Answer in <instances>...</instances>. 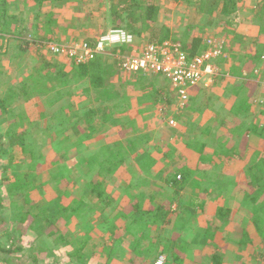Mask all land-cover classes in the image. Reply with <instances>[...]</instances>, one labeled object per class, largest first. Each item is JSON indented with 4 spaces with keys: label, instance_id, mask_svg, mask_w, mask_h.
Masks as SVG:
<instances>
[{
    "label": "rangeland",
    "instance_id": "obj_1",
    "mask_svg": "<svg viewBox=\"0 0 264 264\" xmlns=\"http://www.w3.org/2000/svg\"><path fill=\"white\" fill-rule=\"evenodd\" d=\"M242 1L243 0L240 1V5L238 4L239 9L236 12L237 18L234 20V22L236 23V27L234 26V28H232L233 32L236 34L238 31H240L238 24L241 21L248 22L250 20V22L256 24L259 30V34H261V32L264 30V12L262 14V17L257 18L256 15H253L255 17H253L255 21L247 19V16L251 14L246 13L247 10L246 12L243 11V9L241 8ZM21 3V0H8V12L10 16H14L13 27L15 28V30H12L10 26L7 37L18 32L22 34L23 39L29 38V41L24 51L23 57L20 59L19 48L17 47V45L21 42L16 44V42L14 41H9L10 39L5 41L0 38V43L5 42L7 46H4L0 53V81L2 80V83L4 84H7V82L11 80L14 81V79L20 75L21 70L24 69L28 72L29 69L32 68L31 65H33L34 62L40 63L41 60H46V58H50L53 61H57L58 63L62 62L61 65L64 68H67V70L71 71L73 68L72 61L65 56L53 55V53L49 50L50 45L70 47L71 45H73V43H80V41L92 38L95 34L99 35L105 25L104 16L101 12V6L99 7L100 2L97 0H88L84 4H79L78 2L75 3L73 2V0L69 1V3L47 2L41 6L40 13H38L37 7L32 8V6L24 8ZM158 3L161 7L160 13L164 16L163 21L170 28V34H175L177 38H181L183 42H186L187 39H189L188 33H186L188 32L186 27H188L187 25H193L192 23L198 20V14L195 13L194 9L187 8L183 3H175V1L173 0H158ZM22 6L24 8V11H19ZM251 7L254 8V11L258 9L257 5L254 4V2L250 4V8ZM192 12L195 14V16ZM37 16H40L41 18H38V21L35 22L33 18ZM86 16L89 17L85 20V24L87 25L84 30L85 34L77 35V31L82 30L77 24ZM46 20L51 21L50 30L53 31L51 35V37L53 36V39L40 41L41 39H38L43 37V35L41 34L44 31L43 23H45ZM60 22L68 24V26L63 25L60 28V26L58 25ZM190 27L191 26H189V28ZM202 32L205 34L206 38L208 37L207 39H216L220 43H223V50L224 52H226L225 55H228L227 49H229L230 44H232L230 43L229 38L226 39L223 38L222 35H218L213 27L206 28L205 30L202 29ZM146 34H144V37L148 39V35L146 36ZM35 35H37L38 37V39L36 38L38 42H35L33 40V37H35ZM212 36H214L215 38H213ZM39 42H41V44ZM248 45V43L243 42L240 48ZM204 48L205 45L203 49ZM223 53L222 56H225L223 55ZM17 59L22 61L20 65H18ZM110 63L113 62L110 61ZM111 66H113V64L109 67ZM110 76V82H108L107 86L108 88H106V91L103 93L104 97L111 96V94L114 92V89L112 90L111 88V80H115L114 84L118 85L120 83L118 78L116 77L117 75L114 76V74H110ZM133 76L134 75L129 74L130 79ZM148 77L151 76H147V81H149ZM156 77L158 80H154L153 82L149 81L151 84H148L146 82L134 86L137 88L136 91L133 92L140 97V100L135 99L134 102L136 103V106L134 107L131 103L129 105L130 109L128 110L129 112L130 110H133L134 107L136 111H141V113L138 112V114H135L137 115L136 118L139 120L138 123L142 127L141 133H143V135L149 134L146 136H148L147 141H149L150 143L151 152H154L156 150L160 151L158 153L159 157L155 159L156 163L153 165V172H144L139 169L141 173H136L137 167L139 168L137 161H142L143 156L146 157L147 154H143V156L139 155L137 158L132 159L131 164L125 165L127 171L124 167L121 168L119 166L120 168H117V172L113 175V182L111 183V181H109L108 187L112 186V192L115 194L120 190V186L115 185V182L117 180H122L123 178H125L126 172L129 175L135 174L134 177L129 178V182H132L134 184L133 188L129 187V197L137 196L142 191H144L143 188H152L154 192L158 191L159 198L154 196V198L158 200V204L164 205L165 208L167 206H171V211H175L177 205H180L179 203H190V207L192 208V211H194L192 213V218L189 219L187 217H183L179 218L178 220L174 218V220L171 222V216H169V220L167 219V217H165L164 222L161 224H159V222L157 221L156 224L149 223V225L147 226H143L142 223L133 225L131 227H144V231L147 228H151L152 235H150V237H152V240L149 239V233L146 234V232H144V234L146 235L143 239L138 238L139 235L141 236V234H143V232L140 233L137 231L140 234H137V238H135V240L131 244H129L128 247L127 245L122 244L120 241L124 239V237H126L128 233H130V228L128 229V226L126 225L127 222L125 224H122L120 222V219L118 218V215L123 213H112V215L99 213V211H97V213H85L87 208L91 207V204L95 201L94 193L93 195H91L92 192L86 193L83 190L85 181L90 178L91 173L89 172V169H87L84 165H80L78 166V168L75 167V162L73 160H75L76 165H78L79 163H82L84 158L87 157H83L84 155L80 152V155H77V151L73 150L71 152V155H69L68 157L52 163L55 158L54 151L51 148H46L49 144L48 141L52 139V137L62 139L63 137L66 138V136L69 134L78 133L79 129H77L75 124H72V120L76 123H79L81 122L83 116L78 113L72 116V119H67L66 117H68L69 115L65 110L69 108L71 111V115L74 114V111L80 110L81 108L79 106V109H76V105H78L79 99L74 98L73 100H70L69 97H65V100L61 99V102L65 101L64 103H61L62 109H60L61 107H54L53 109L48 110V107L43 106V104H46L45 102H36L35 98L37 99L38 96L35 94H30L27 97V99L30 101L28 106H21L19 109H15V111L18 114L26 116L27 113L31 114L34 108L33 113L36 117V120L32 122L39 124L40 127H29V130L27 131L30 132L28 133L26 140L28 141V143L30 141L35 143L36 151L34 158L40 161V166L36 169L37 171L34 179V186H36L37 188L42 182L45 183V186L43 187V191L37 189L30 190L28 196H24V198L28 197L27 200L8 199L11 196L7 195L5 191V184L3 183V181L10 175L14 176V179L19 177L17 176V174L19 175L21 167L19 165L5 166V164L2 162L5 161L6 158L3 157L0 159V194L6 196L5 199H7V201L5 199L2 200V205L4 206L2 207L1 205L2 208L0 207V224L2 223L3 225L0 226V247L9 248V246L11 245L23 247V250H21L18 255L13 254L15 255L13 256L15 260L12 259L11 256H5L4 254L0 253V264H8L7 262H9L10 260H12L10 264H106L104 261L98 260L96 258L102 256L103 252L101 253L99 252V250H90L88 245H94V243L95 245H101L103 243L107 244L109 242V239H107L105 235V237L103 235H99L98 237H96L95 235L96 238H94L92 237L93 234H89V232L96 230L98 225H100L102 221H105V219L109 218V220L111 221L110 217H117V220L114 223H107L108 234L109 232H111L113 236L118 235L119 237H121V239L119 240L120 243L115 245V249L113 250V253L110 254V256H117L120 262L126 258L129 261L126 262V264H147L148 259L152 260L151 263H153V256H156V253H158L157 249L161 248L162 245L166 243V241H171L172 239H175L173 242V244H175V248H178L179 251H181L182 254L189 259L190 264H207L208 260L213 255L219 258H226L230 261L236 258L238 260H240L241 258L248 259V256L250 255L254 259L258 258L257 251L260 249L258 240L252 241V243L250 241L251 246H248L246 243L240 248L238 246V243L240 237H242L241 228L246 222H249L250 219L253 218V214L255 215L259 212L256 211V207H253L250 213H229L227 214V219L219 218L217 209H223L225 206H222L223 202L220 195L222 192L220 193L221 190H219V188L221 187H218L220 181L219 177L215 175L217 167L213 163L210 164V168L207 166L206 170H198L197 174L196 171L193 173L194 177L196 176L199 179L203 178L200 188L204 196H200L199 193H192V189H190L189 187L185 188V190H183L184 192H175V189L170 185L166 186L161 184L162 180H164L166 183V181H169V179L172 178V175L176 171H180V168L184 166V163L197 164V159L195 158L196 152L193 156H190L188 153L183 154L182 152L184 151H180L181 147L188 149L190 146H193L190 145V143H187L188 145L185 144L184 141L187 138L186 136L189 137L190 131H193L194 129L193 134H195L197 129L195 128V124L193 126L190 125L193 129L186 128L185 136H182L181 139H178L177 136L174 137L175 139L168 140L165 138H171V134L169 132V129L171 127L166 125L165 122H161L160 119L161 117H163V112H166L167 109H170L169 107H166L164 105V102L166 101V103H168L167 101H171L172 99L171 87L170 83L165 80L163 76L156 75ZM260 82H262V80L258 81V83ZM262 84L263 83L259 84L260 88ZM142 86L149 87L147 90H140ZM150 87L151 89H149ZM260 88L258 89L256 83V87H254L250 92L251 104L247 105V107L252 111V113L254 111V114H258L264 111V105L262 106L261 104H259V102H263V98H260L258 96L259 92H263L262 88ZM127 89L131 88L127 87L124 90ZM157 91L164 92L160 94L161 92L157 93ZM79 93L80 95L83 94L81 91ZM245 93L248 94L249 91ZM51 100L52 98H48L46 101L50 102ZM69 100L71 101L70 103H68ZM89 102L86 103L87 108H89ZM125 103H130L129 99L125 100ZM168 105H170V103ZM151 109L153 110L150 111ZM122 113H126V110L122 111ZM154 114L155 116L159 117V121L153 123L152 126L148 124L147 120L143 121V123L140 121L142 116H145L147 119V116ZM122 115L123 114H118V112H115L114 115H107L106 117L96 116L95 124L98 126L97 132L102 130H105L107 132H120L123 125H125L126 120V117H120ZM204 117H206V115H204ZM197 119L198 118H195L194 120ZM261 120L264 121L262 117ZM252 122L253 121H250L249 125ZM87 126L88 124H81V127L84 130L87 129ZM175 126L176 125H174L173 127ZM224 127L226 126L224 125ZM126 130L127 128L124 129V131ZM225 131L227 130L225 129ZM213 132L215 133L216 131ZM223 137L226 139L225 136ZM127 138L128 137H122L118 142L111 143V146L113 148L119 149L117 147L125 144ZM197 138L198 136L194 139V144L198 145L203 142L199 141V139ZM250 138L252 139L250 140L251 144H249V146L253 145L254 147H256L255 143L257 142V139H255V137ZM220 141V136H218V139L214 143H207V150H205V148L203 149V151L206 152L203 153V155L207 158L209 157L207 160L222 154L221 151H219ZM243 145L244 144H242L241 146ZM82 147H84L85 150L86 145L83 143L77 145V148H79L80 151V148ZM171 147H173V149H171ZM90 148L92 149V146ZM139 150L143 152L142 149ZM85 151H90V149ZM207 151L209 153H207ZM250 152L251 150H247L244 151L243 154H241L243 161H246L250 158ZM197 156L199 155L197 154ZM206 164L209 165V161H207ZM237 165L238 164H236L235 166L237 167ZM245 166L246 164H244V167ZM193 170L194 169H191L190 171ZM77 177L79 178L78 180H76ZM72 184L73 192L71 190ZM229 191H231V186L230 189H225V200L228 201V205L231 204V202L227 198L229 195H231ZM144 192L147 193L146 191ZM72 194L75 198L83 195V199L86 204L83 205L84 210L82 211V213L71 214L68 218L69 214L66 213L65 208L62 206L63 204H65V207H67V205L71 202L69 197L72 196ZM45 197L46 199H53V204L49 205L50 210L47 211L46 214L43 207L46 203L42 202L43 200L45 201ZM91 197L93 199H91ZM216 200H218V202ZM115 202L116 204H118V200H116ZM232 206H234V204ZM116 207L120 209L122 205L118 204ZM178 207L181 209L180 211L182 213H188L186 208H184L185 206ZM39 208L42 210L45 216L48 215L47 217H49L50 215H52L51 218H53L54 220L56 226L55 229L62 233L64 242H60L58 245L44 244V248H42V250L34 251V248L38 246L36 234L29 228H25H27V224L32 221L33 218L37 215ZM235 209L236 207L233 210L235 211ZM56 213L59 214L56 215ZM261 215L264 217V210L262 211ZM129 220H132L131 216L129 217ZM167 221L168 223H166ZM202 221H204V223H202ZM111 222H113V219ZM132 238L134 237L132 236ZM150 245H153V248H150ZM134 247L136 248L133 253L132 250L134 249ZM129 250L131 252H129ZM75 251H78L79 254H74ZM131 258L132 260L130 261ZM169 262L171 263V261ZM182 264L189 263L182 262ZM224 264L228 263L224 262Z\"/></svg>",
    "mask_w": 264,
    "mask_h": 264
},
{
    "label": "trees",
    "instance_id": "obj_2",
    "mask_svg": "<svg viewBox=\"0 0 264 264\" xmlns=\"http://www.w3.org/2000/svg\"><path fill=\"white\" fill-rule=\"evenodd\" d=\"M69 2L71 0H27V6L32 5L34 7H40L41 4L44 2ZM88 0H73L75 3H85ZM100 2L99 7L101 6V12L104 16V28L102 29L101 33L107 32L108 29H123L127 33L131 34L136 42L130 47V48H121L120 52L121 54H128V52H131V50H136L139 52V50L146 44V43H154V44H161L163 41H173L176 43H179L182 47V49L187 53L189 58H192L199 53H201L202 50L201 46L204 47L205 40L208 38L205 37V34L202 32V29L205 30L206 28L213 27V29L217 32L218 35H222L223 38L228 39L232 45L238 49H240L241 44H243V40H245L243 37H238L237 34H235L232 30L234 26L236 27V23L234 20L237 18L236 12L238 11V4L241 0H173L175 3L179 4H185L187 8L194 9L195 13L198 14V20L194 22L193 25H187V31L189 39H187L186 42H183L181 38H177L175 34H170V28L168 25L163 21L164 16L160 13V5L158 3V0H97ZM257 4H261V2H264V0H253ZM30 8V9H32ZM250 10V9H248ZM257 9V11H253V15H256L257 17H262V14L264 12V6L261 8V10ZM9 4L8 0H0V38L2 40L7 41L8 39H14V42L19 43L17 47L19 48V56L20 59L23 57L24 51L28 45L29 38H22V34L16 33L14 35L11 34V36H8V31L10 26L13 25L14 16H10L9 14ZM88 17H84L82 21L78 22V26L81 31L84 32L86 28L85 20ZM35 22L38 21V16L33 18ZM50 20H46L45 23H43L44 31L41 35H43L42 38L33 37V40L35 42L40 41H47L52 40L53 37L50 33ZM68 26V25H67ZM107 26V27H106ZM189 26H191L189 28ZM192 31V32H190ZM99 33V34H101ZM147 33V34H146ZM185 33V34H186ZM144 34L148 37L146 39L144 37ZM98 37V34H95L92 38H88L87 40H83L80 42H84L88 45H92L96 38ZM215 38L214 36H212ZM37 38V39H36ZM44 39V40H43ZM147 40V41H145ZM11 41V40H9ZM5 42L0 43V53L3 47H7ZM41 44V42H39ZM223 44V43H222ZM251 46V51L249 52L250 56V67L247 69H244L241 71L239 69V75H232L239 80L242 84L240 87L241 93L245 96L251 97L250 92L251 90L256 87V82L264 81V30L261 32V35L255 42L249 43ZM223 48V45H222ZM116 49L112 50V53H114ZM226 51V50H225ZM224 52V50H223ZM226 52H224V55ZM106 55L98 54L94 56L91 60H89L86 63L82 64H73V68L70 72H65L61 67L60 64L57 61H53L50 58H46V60H41L40 63H35L32 65V68L27 72L24 69L20 71V75L17 76L14 81H8L7 84L2 83L3 81H0V159L5 157V161L2 163L5 164V166H11V165H19L20 172L19 177L14 176H8L3 183L5 184V191L7 195L11 196L8 199H28L24 198V196H28L30 190H40L43 191V187L45 185L44 182L40 183L37 188L34 186V179L36 176V169L40 166V161L38 159H35V151L36 146L35 143L26 140V137L28 136V133L30 131L28 128L31 126H37V128L40 127L39 124L32 122V120H28L26 117H23L22 114H18L15 109H19L22 103L27 102V97L30 94H35L39 98H43L46 96L54 94V97L56 100L60 101L61 99L65 97H69L70 100L76 98L80 99L79 92L81 91L83 96H85V100L81 99L78 106L81 108L80 110L74 111V114L71 115V111L69 108H67L65 111L68 113L67 119L71 118L72 116L80 113V115L83 116L81 122L76 123L72 120V124H75L77 127L78 133L76 134H69L62 139L57 137H52L48 142L46 148H51L54 151L55 158L52 161L57 162L59 160H62L69 155H71V152L73 150H77V145L80 143H83L86 145V147L89 149V142L94 143V138L92 137V134H94V131L96 130L95 127V120L96 116L106 117L107 115H114L115 112H118L120 114L122 111L127 110L130 106L129 104H121V98H118V91H115L111 96H109L106 100L100 102L97 107H86V103L89 102V99H94L97 102L101 99L100 95L98 96H92L90 95V92L92 90H98L103 88L110 82V74L111 75H117L119 77L123 78L122 82L123 86L128 85L131 81H128L130 79L129 74L124 73L117 69L114 63H110L113 59L107 58ZM18 60V59H17ZM108 60V61H107ZM22 61L18 60V65H20ZM73 63V62H72ZM109 67L110 65H112ZM246 62L242 61L239 64V68L241 66H245ZM247 67V65H246ZM246 72L247 74L246 76ZM147 76H156V75H142L138 74L135 75V78L133 82L131 83H148L151 84L149 81H147ZM220 76L219 69L217 66V75L215 76V79ZM133 78V77H132ZM149 78V77H148ZM155 79V78H153ZM109 80V81H108ZM254 81V82H253ZM260 82V83H262ZM79 83V84H78ZM258 83V84H260ZM149 86H142V90H147ZM84 88V89H83ZM262 88V86H261ZM249 93H245L248 92ZM190 92V91H189ZM133 91H131V95H129V99L133 97L134 94ZM259 94V93H258ZM110 95V94H108ZM259 96H261L259 94ZM73 97V98H72ZM98 100H97V99ZM261 98V97H260ZM264 99V96H263ZM108 101L109 103L105 105V102ZM246 101V100H245ZM112 102V103H111ZM170 102V101H168ZM70 103V102H69ZM243 103V102H242ZM241 103V104H242ZM262 103V104H261ZM260 104L263 106L264 102H261ZM241 107V106H240ZM162 108V107H161ZM171 108V107H170ZM175 103L172 105V109L169 111V115L176 114V111L174 110ZM185 108L183 110L179 111L178 114H176V117L183 118L185 115ZM242 108V107H241ZM151 109L150 111H152ZM246 111H249L248 107L246 108ZM73 112V111H72ZM65 113V112H64ZM140 113V111H139ZM167 113L163 112V116H166ZM264 111L260 112L258 114H254L251 121H253L250 126L245 132H242L241 134H229L228 132L225 141V145L223 144V148L225 149L224 154L222 156H216L213 157L207 161H209L208 167L210 168V164H214L217 167V171L215 173L218 177H228L230 185L224 183V185L220 188L223 190L230 189V186L238 187L240 184L243 183L244 189L247 190L248 199L253 207H256V211L259 212L255 215L253 214V218L250 219L249 222H246L244 226L241 228L242 231V237L239 239L238 246L239 248L242 247L247 243L248 246H251L252 241L258 240V245L260 249L257 251L258 258L254 259L250 256H248V261L250 264H264V218L261 213L264 210V152L262 149V146H264V121L261 120V117H263ZM168 117V116H167ZM166 117V118H167ZM165 118V119H166ZM107 122V121H106ZM166 123V122H165ZM81 124H88L87 129H83L81 127ZM139 124V123H138ZM83 129V130H82ZM88 132V133H87ZM85 133V135H84ZM89 134V135H88ZM88 135V136H87ZM214 136V134H211L210 137ZM249 137H255L257 139L256 142V151L254 152L253 156H251L248 160L243 161L242 156L235 152L234 146L236 145H246L248 144L247 140ZM5 138V139H4ZM166 139H171L170 137H165ZM91 139V141H90ZM148 140V136L142 135L128 139L126 141V148L128 151L125 152L123 150V147H121L119 150H117L115 153H112L109 151L108 153L104 154L103 150L102 152H96L91 153L92 156H94V160L98 163V168H95V166H92V169L96 170V176L104 177L106 174L113 175L117 168L121 165H129L131 164V160L135 159L141 154L138 150L142 149L143 154H147L146 157L143 156L142 161H138V166L141 171H152L153 165L156 163V158L159 157L158 150L151 152V146ZM89 141V142H88ZM166 142V141H165ZM224 142V141H223ZM202 144V145H201ZM198 145H195V149L199 151V159L201 160V163L205 162L202 157L203 155V145L204 143H201ZM201 145V146H200ZM242 146V147H244ZM108 148V147H106ZM153 149V148H152ZM87 157V155H84L83 157ZM240 160L241 163L247 164L248 166L246 169H240L237 171H234L232 167V164L235 163V160ZM86 161L87 158H84ZM237 162L236 164H238ZM204 165H200L202 167ZM205 166L207 167V164L205 163ZM234 167V166H233ZM194 169L193 171H186L181 169L180 171H176L172 178L169 179V181H166V186H171L175 189V192H179L182 189H185L187 187L189 188H197L198 192L202 193V190L200 188L201 181L203 178L199 179L198 177H194V172L196 171V174L198 170L200 169ZM108 175V176H109ZM193 178V180H192ZM263 181V182H262ZM241 182V183H240ZM262 182V183H261ZM193 183V184H192ZM214 183V182H213ZM97 185V184H94ZM87 186V187H93L92 192H99V201L102 203L104 207L109 206L110 199L107 196L103 197L100 191L97 190L96 186ZM225 188V189H224ZM222 190V191H223ZM205 192V191H203ZM221 193V191H220ZM203 195V193H202ZM246 195L244 198H246ZM6 196L3 194H0V207L3 204V199H5ZM144 197V196H143ZM136 198H142L140 196H136L132 198L133 204H131L128 208L122 209L119 211L118 218L120 219V222L122 224H125L128 226L127 228L132 229V236L134 237L131 240H128L127 237H124L120 242L122 244L129 246L131 244L136 236L137 232H143L141 236L139 235L138 238L143 239L146 234L149 233V239L152 240L151 228H147L144 231V227L137 228V226L131 227L133 225H138L140 223L143 224V226L149 225V223L156 224L158 221L159 224L163 223L165 220V217L167 219L169 216H171V206H167L166 208L162 204H156L154 201L158 202L155 198H150L149 203L152 206H155L156 213H146L144 209L141 208V202H139ZM7 201V199H5ZM46 200V199H45ZM52 201V199L50 200ZM83 199H78L75 201H71L67 207H66V213H68V218L71 215V213H75L79 206L82 205ZM44 202V201H43ZM180 205H177L176 210L174 211V216H178L180 213H182L180 208L178 206H185L187 207L186 210L188 213H193L192 208L190 207V203H179ZM52 205V204H51ZM4 205H2L3 207ZM49 206V205H47ZM47 206L44 207V210L47 208ZM1 207V208H2ZM50 210L49 208L46 209V211ZM218 216L221 219H227V214L225 213V210L222 208L217 209ZM169 214V215H168ZM192 215V214H191ZM131 216L132 220H129V217ZM147 216V218H146ZM145 217V218H144ZM117 217L113 218V221L116 220ZM109 223V222H107ZM249 223V224H248ZM2 223L0 224V226ZM3 226V225H2ZM55 223L53 218H48L44 215V213L40 210L39 213L33 218L32 223L31 221L27 224V228L30 229L36 234V240L38 243V246L34 248V251H40L42 250L41 245L44 244H53L58 245L60 242L63 243V235L61 232L57 231L55 229ZM149 230V232H148ZM146 232V234H144ZM107 236V229L104 231H101L100 236L102 235ZM105 237V236H104ZM257 237V238H255ZM101 238V237H100ZM109 239V242L107 244H104L101 248V253L103 256H101V259H106V264H126V262H129L128 259H123L121 262L118 260L117 256L111 257L110 254L113 253V250L115 249V245H117L121 237L118 235L115 236H109L107 237ZM175 239H172L171 241H166L162 245L161 248H158L156 253V256H153L154 262L151 263L152 260L148 259L147 264H155L157 260L162 258V264H182V262H186L190 264L189 259L182 254L181 251H179L178 248H175V244H173ZM19 241V238H18ZM154 241V240H153ZM251 241V243H250ZM84 242V241H83ZM135 248L132 250L134 253ZM150 248H153V245H150ZM23 250V247L11 245L9 248L6 247H0V253L4 254L5 256H11L12 259L13 256L18 255L20 251ZM129 252H131L129 250ZM15 254V255H13ZM76 255L79 254L78 251H75ZM109 254V255H108ZM119 257V256H118ZM10 258V257H9ZM15 260V259H14ZM132 258L130 259V261ZM12 260L7 262L10 264ZM119 261V262H117ZM171 261V263L169 262ZM224 262H227L228 264H248L246 261H241L236 259H233L232 261L212 256L207 264H224ZM192 263V262H191ZM133 264V263H132Z\"/></svg>",
    "mask_w": 264,
    "mask_h": 264
},
{
    "label": "crops",
    "instance_id": "obj_3",
    "mask_svg": "<svg viewBox=\"0 0 264 264\" xmlns=\"http://www.w3.org/2000/svg\"><path fill=\"white\" fill-rule=\"evenodd\" d=\"M21 1H22L21 4L24 6V8L25 7H32V5H30V6L28 5L27 6V4H28L27 0H25V1L21 0ZM47 2L48 1L44 2L43 4H41V6L44 5ZM252 2H254V1L253 0H243L242 3H241V8L245 12L247 10L246 13L251 14V15L247 16V19H251L252 21L253 20L255 21V19H253V17H254L253 16L254 8L253 7L250 8V4H252ZM65 3H69V2H65ZM254 4L257 5V8L259 10H261V8L264 6V2H261V4H257L256 2H254ZM239 5H240V3H239ZM23 6L21 7V9L19 11H24ZM41 6L37 7L38 8V13L41 12V10H40ZM249 8H250V10H248ZM193 15L195 16L194 13H193ZM87 17H89V16H87ZM38 18H41V17L39 16ZM192 24H194V22ZM58 25L61 28L63 25L67 26L68 24H64V23L60 22ZM238 26H239L240 31H238L236 34H237L238 37L241 36V37H243L245 39V40H243L244 43H248L249 44L251 42H255L259 38V36L261 35V34H259V30H258L256 24L253 23V22H250V20L248 22H242L241 21L238 24ZM11 29L15 30V28L13 26H11ZM50 33L52 34L53 31H50ZM84 34L85 33H82L81 30L77 31V35H84ZM10 40L14 41V39L13 40L10 39ZM135 42H136V40H135ZM232 44H230L229 49H227L228 55L221 56L220 58H217L216 61H215L216 64L218 65L220 76H218L213 81V83L210 86H208V87L199 86L198 88H194V89L190 90L189 102L186 104L185 115L183 116V118L176 117V114H171V116H173L175 118V121H176V126L175 127H171L169 129V132L171 134V139H175L174 137H176V136H177L178 139L179 138L181 139L182 136H185L186 128L187 129H193L190 125L193 126L195 124L196 125L195 128L197 129L195 134H193L194 129H193V131H190L189 137L186 136L187 138L184 141L185 144L190 143V145H193V146H190L188 149L182 148V147L180 148V151H184V152H182L183 154L184 153H188L190 156H193L195 154V152H196L195 158L197 159V162H196L197 164L184 163V166L182 168H180V169H184V170L198 169L200 165H204V166L199 168L200 170H204V169L206 170L207 169V167L205 166V163L207 162V159L209 157L207 158V157L203 156L202 158L204 160H206V161L201 163V160L199 159V156H200L199 155V151L196 150L195 147H194L195 145H197V144H194L195 143L194 139L197 136H198L197 139H199V141H203L201 143H204V145H203L204 147L203 148H205V150H207V143H214L218 139V136H220V140L221 141L219 143V151H221L222 154H220L218 156H222L224 154V151H225L224 148L226 147L225 141L228 140V139H225L223 136L227 137L228 132L231 135L232 134H235V135L236 134H241L242 132L246 131V130H243V129H247L250 126L249 122L253 118L254 111L252 113V111L249 108H248L249 111H246V108H247V105L251 104V97H249V99H248L247 96L244 97V95L241 93V90H240V87L242 86L243 83H241L239 80H237L238 78H236V77L240 74L238 72L239 69H240L241 75H242V71L244 69H247V68L250 67L251 61H250V56H249L250 53L249 52L251 51V48H250L251 45L249 44L248 46H245L243 48H240V49L238 48L237 49L236 46L234 47ZM202 49H203V46H201L200 50H202ZM223 55H224V53H223ZM31 58H33V57H31ZM107 58H109V57H107ZM242 61H245L246 64H245L244 67L241 66V68H239V64ZM112 62H113V60H112ZM25 64H26V62H25ZM59 64H60V67L65 72H70L69 70H67V68H64L61 65L62 62H60ZM246 65H247V67H246ZM31 67H32V65H31ZM247 74H249V73L246 72V76H247ZM132 75H134L133 78L129 79L128 81H131V82L135 81L134 80L135 75H138V74H132ZM232 75H237V76L234 77ZM116 77L118 78L120 83L117 85V84H114L115 80H111V82H112L111 88H112V90L114 89L113 90L114 92L118 91V93H119L118 98H121V104L123 105L125 103V100L129 99V95H131V91H136L137 87H134V86H137L139 84L130 82V83H128V85H126V86L124 85L123 86L122 85L123 84L122 83L123 82V78L119 77V76H116ZM153 78H155V79H153ZM148 80L150 82H153L154 80H158V79H157L156 76H153V77H149ZM256 83H257V87L259 89L260 85L258 84V82H256ZM107 86H108V84L106 86H104L103 88H101V89L92 90L90 92L91 97L92 96H98L99 97L100 95H102V96H101V99L98 102L96 100L90 98L89 99L90 102L88 104L89 107H97L100 102L106 100L109 97V96H107V97L103 96V93L106 91V88H108ZM127 87H129L131 89L124 90ZM142 89L143 88L141 87L140 90H142ZM149 89H151V87ZM173 91L174 90L171 88V96H172L171 101L170 102L167 101L168 103H166V101L164 102L165 103L164 105L166 107H169V108L171 107L170 109H172V105H173V103H175V93ZM159 92H161L160 94H162L164 91H157V93H159ZM83 94H81V95L79 94L80 99L78 101V104L80 103L81 99L85 98V96H83ZM132 94H134V95H133V97L131 99H129L130 103H125V104H129L130 105L132 103V105L135 107L136 103L134 102V100L135 99L140 100V97L137 96L135 93H132ZM259 94L261 96H259V95L258 96L263 98L264 93L259 92ZM48 98H52V100L50 102L46 101ZM62 100H65V98H63ZM62 100H60V101L56 100V98L54 97L53 93H52V95L46 96V97H43V98H39V97L37 99L35 98L36 102H45L46 104H43V106L48 107V110L53 109L54 107H56V108L57 107H61L60 109H62L61 103L65 102V101L61 102ZM252 101H253V98H252ZM29 102L30 101L27 100V102L22 103L20 106L26 107V106H28ZM69 102H71V101L69 100ZM108 103L109 102L106 101L105 105L108 104ZM169 103H170V105H168ZM257 103H258V100H257ZM259 104H260V102H259ZM134 107H133V110H130L129 112H128V110L130 109V107L126 110V113H122V112L120 113V114H123L120 117H126L125 125H123L122 129L120 130V132H118V131L117 132L116 131H108L107 132L105 130L97 132L98 126L95 124L96 125V127H95L96 131L94 132V134H92V137L94 138V143L92 144V142L88 141L90 143L89 144L90 151H85V150H89L87 147L84 150L85 146L80 148L81 151L79 150V148H77V150H76L77 151V155H80L79 152L82 153L83 155H87L88 154L87 160L85 161L83 159L82 163H79L78 165H76V161L73 160L75 162V165H74L75 167L78 168V166L84 165L87 169H89V172L91 173L90 178L85 181V186L83 187L84 188L83 189L84 192H86V193L92 192L91 188H93V187H87V186H89V185L92 186L94 184H97V185H94V186L97 187V190L100 191L102 196L103 197L107 196L108 198H106V200L110 199L109 206L104 207L102 205V203H100V201H99V199H100L99 198V194H98L99 192H97V191L96 192H92L91 195H93V193L95 194V201L91 204V207H89L91 209L87 208L85 213H97V211H99V213H106V214L112 215V213H119V211H121L122 209H126L131 204H133L132 198H134L136 196L129 197L128 196V190H129V187H131V188L134 187V184L132 182H129V178L130 177H134L135 174L134 175H129L126 172V177L125 178H123L122 180L121 179L117 180L115 182V185H117V186L119 185L120 186V190H119V192H116L114 194L112 192V189H111L112 186L108 187V185H109L108 183H109V181H111V183L113 182V175L117 172V170L115 171V173L113 175L106 174L104 177L96 176L95 175L96 174V170L92 169V166H95V168H98V163L94 160V156H92L91 153L92 152L93 153L102 152L101 150H103L104 154L108 153L109 151H111L112 153H115L117 150H119L121 147H123V150L125 152H127V155H128V151H127V148H126V141L128 139L137 137V135L138 136H142L143 135V133H141L142 127L140 126V124H138L139 120L136 118L137 115H135L136 113L138 114L139 110L136 111L134 109ZM76 109H79L78 105H76ZM170 109L166 110L165 113H167V114H166L165 117L170 116L169 115V110ZM33 112H34V108H33V111L31 112V114L27 113V115L23 116V117H26L28 120L34 121V120H36V117H35ZM140 113H141V111H140ZM204 115H206V117H204ZM241 116H242V118H241ZM165 117L164 116L161 117L160 121L161 122H165ZM195 118H198V119L194 120ZM262 119H264V118L262 117ZM145 120H147L148 124H150L152 126L153 123L159 121V117L155 116V114H154V115L147 116V119H146L145 116H142L141 119H140V121L142 123ZM224 125L226 127H224ZM126 128H127V130L124 131V129H126ZM225 129L228 132H225ZM213 131H216V132L214 133ZM210 132H211V134H214V136L210 137ZM84 135H85V133H84ZM145 135H149V134H145ZM122 137H128L126 139V141H125V144L118 146L117 148H119V149L113 148L111 146V143L118 142L119 140H121ZM251 139L252 138H250V137L248 138V140H247L248 144L246 143L245 146L243 145L244 147H242L241 145L234 146L235 152L241 155V154H243L244 151L251 150L250 157L253 156L254 152L257 150L256 149L257 145L255 143L256 147H254L253 145L249 146V144H251V142H250ZM222 140H224V142ZM90 141H91V139H90ZM223 144L225 145L224 148H223ZM91 146H92V149L90 148ZM106 147H108V148H106ZM171 149H173V147H171ZM262 149H263L262 152H264V146H262ZM138 151L141 153L139 155L143 154L141 150H138ZM204 153H206V152H204ZM207 153H209V152L207 151ZM197 154L199 156H197ZM131 162H132V160H131ZM237 162H239V163H238V165L236 167L235 165H236ZM207 166H208V164H207ZM247 166H248V163L244 167V164L241 163V159L240 160L237 159V160H235V163H233L232 167H230V168L231 169L233 168L234 171H237V170H240V169H246ZM120 167L121 168L124 167L125 170L127 171V168L125 167V165H122V166L120 165ZM180 169H178V170H180ZM149 172H153V171H149ZM136 173L137 174L141 173L138 167H137ZM78 179L79 178L77 177L76 180H78ZM219 181L220 182H219L218 187H222L224 185V183L227 184V182L230 185L228 177H219ZM161 184L165 185V181L162 180ZM243 186H244L243 183L240 184L238 187H235V188H234L233 185L231 186V191H229L231 195H229L227 197L229 199V201L231 202L230 205H228L227 204L228 201L225 200V190L219 188V190H221V192H222L220 195H221L222 202H223L222 206H225L223 208L225 210V213H250L251 212L252 205L249 202V199L247 197L248 195H246L247 194V190L244 189V188L241 189V187H243ZM135 187H137V186H135ZM72 188H73V184L71 186V190H72ZM190 189H192V191H191L192 193H196V194L199 193L197 188H190ZM143 190L146 191L147 193L142 191L140 194L137 195V196H140L142 198H136L139 202H141V208L144 209L146 211V213H156L155 206H152L148 201H149L150 198H154V196L159 198L158 191L154 192L152 188H149V189H144L143 188ZM183 190H185V189H182L181 191H183ZM72 192H73V190H72ZM199 195L200 196H204V195H202L201 192L199 193ZM245 195H246V198H244ZM45 199H46V197H45ZM69 199L71 201H75V200H78V199H83V195L79 196L78 198H75V197H73V194H72V196H70ZM91 199H93V198L91 197ZM116 200H118V204L119 205L120 204L122 205V207L120 209H118V207H116L118 205L115 202ZM216 201L218 202V200H216ZM153 202L158 204V202H156L154 200H153ZM43 203H46L43 206V207H45L47 205L53 204V201H50V199H46ZM85 204H86V202L83 201L82 205L79 206L78 210L75 213H82V211L84 210L83 205H85ZM233 204L236 207L235 211L233 210L235 208L234 206H232ZM62 207H64L66 209L65 204H63ZM40 208L38 209L37 213H39V211L41 210ZM47 208H49V206H47ZM184 208H187V207H184ZM46 209L44 210L45 214L47 212ZM75 213H71V214H75ZM58 214L59 213H56V215H58ZM191 214L190 213H180L178 216H174V211H171V222L174 220V218H176L177 220L179 218H183V217H187V218L191 219L192 216H193ZM109 215H108V217H109ZM49 217L51 218L52 215H50ZM110 219L112 221L113 218L110 217ZM176 219H175V221H176ZM116 220L111 222L109 220V218L105 219V221H102V223L100 225H98L96 230L90 231L89 234H93L92 237H94V238L98 237L100 235L101 231H104L105 229H107V222L114 223V222H116ZM168 220H169V218H168ZM31 223H32V221H31ZM166 223H168V221ZM202 223H204V221H202ZM140 233L137 232V234H140ZM109 234L113 237V234H111V232H109ZM109 234H108V230H107V236L105 234L104 235L106 237H109L110 236ZM95 235H96V237H95ZM126 237H127L128 240L129 239L130 240L133 239L132 238V229H130V233H128V235ZM104 244H106V243H103L101 245H99V244L95 245V243H94V245L93 244H90V245L86 244V245H88L90 250H93V251L99 250V252H101V250H102L101 247ZM41 248H44V243L41 245ZM100 257H96V258L98 260H102V261H104L106 263V259L103 260ZM240 260L241 261H246V263L250 264L248 259L241 258Z\"/></svg>",
    "mask_w": 264,
    "mask_h": 264
},
{
    "label": "built area",
    "instance_id": "obj_4",
    "mask_svg": "<svg viewBox=\"0 0 264 264\" xmlns=\"http://www.w3.org/2000/svg\"><path fill=\"white\" fill-rule=\"evenodd\" d=\"M204 42L205 48L192 58H189L179 43L169 40L161 44L146 43L139 52L133 49L124 55L121 54L120 49L130 48L135 43V39L123 29L111 28L99 34L92 45L84 42L73 43L70 47L50 45L49 50L55 56H65L73 64L86 63L101 54L114 58L113 63L124 73L161 75L174 90V110L178 114L189 102V91L199 86H210L217 75L215 61L222 56V43L216 39H206ZM113 49H116L114 53H112ZM262 83V93H264V81ZM165 122L169 127L176 125L175 118L171 115L165 119ZM155 264H162V258Z\"/></svg>",
    "mask_w": 264,
    "mask_h": 264
}]
</instances>
